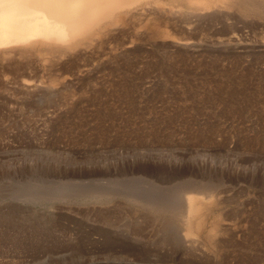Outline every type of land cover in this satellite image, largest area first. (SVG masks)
Masks as SVG:
<instances>
[{
    "label": "rangeland",
    "instance_id": "obj_1",
    "mask_svg": "<svg viewBox=\"0 0 264 264\" xmlns=\"http://www.w3.org/2000/svg\"><path fill=\"white\" fill-rule=\"evenodd\" d=\"M156 1L52 94L1 57L0 264H264V0Z\"/></svg>",
    "mask_w": 264,
    "mask_h": 264
},
{
    "label": "bare ground",
    "instance_id": "obj_2",
    "mask_svg": "<svg viewBox=\"0 0 264 264\" xmlns=\"http://www.w3.org/2000/svg\"><path fill=\"white\" fill-rule=\"evenodd\" d=\"M155 3L156 0H0V59L29 55L36 59L40 68L47 71L48 76L43 74L48 77L47 80H41L42 76L31 79L32 76L21 75V91L24 88L41 93L46 89H56L60 80L53 69L59 65L58 60L81 51L102 50L115 28L139 19L138 16L153 8ZM156 9L153 11V8V13L158 11ZM163 31H159L160 34L167 35L166 30ZM185 183L188 191L196 192L186 200L189 219L203 206L202 194L213 192L214 186L196 180Z\"/></svg>",
    "mask_w": 264,
    "mask_h": 264
}]
</instances>
